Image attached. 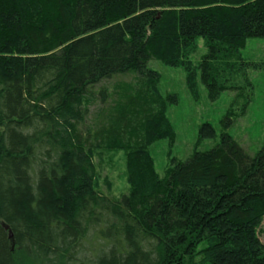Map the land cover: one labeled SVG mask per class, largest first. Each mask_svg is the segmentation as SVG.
I'll return each instance as SVG.
<instances>
[{
	"label": "trees",
	"instance_id": "1",
	"mask_svg": "<svg viewBox=\"0 0 264 264\" xmlns=\"http://www.w3.org/2000/svg\"><path fill=\"white\" fill-rule=\"evenodd\" d=\"M200 37L211 97L243 94L264 0H0V264H19L16 247L32 264H264V144L250 155L224 134L165 179L150 153L177 98L149 62L192 86ZM112 148L127 151L120 198L95 188L92 151Z\"/></svg>",
	"mask_w": 264,
	"mask_h": 264
},
{
	"label": "rangeland",
	"instance_id": "2",
	"mask_svg": "<svg viewBox=\"0 0 264 264\" xmlns=\"http://www.w3.org/2000/svg\"><path fill=\"white\" fill-rule=\"evenodd\" d=\"M208 49L202 37L189 59L196 70L192 86L184 66L172 67L159 60H151L149 67L159 74L158 90L164 96L174 95L166 116L173 128V136L161 138L150 145L154 167L162 179L172 169L198 152L211 149L228 134L250 155H255L264 144V39L249 38L239 61L243 94L239 89H225L216 99L209 94L201 79V63ZM241 64V65H240ZM250 85L245 81V74ZM131 76L117 77L108 83L129 81ZM236 83V82H235ZM238 85V84H237ZM246 97H250L246 103ZM213 130V134L212 131ZM96 165L95 188L112 198L130 193L131 184L127 171V151L119 148L92 151ZM257 233L264 243V217L257 225ZM19 264H32L25 253L15 248ZM186 264H203L199 257Z\"/></svg>",
	"mask_w": 264,
	"mask_h": 264
},
{
	"label": "water",
	"instance_id": "3",
	"mask_svg": "<svg viewBox=\"0 0 264 264\" xmlns=\"http://www.w3.org/2000/svg\"><path fill=\"white\" fill-rule=\"evenodd\" d=\"M4 226H5V228H6L7 230H9V237H10V239L13 241V248H14V246H15V242H14V234H13V232L10 230V228H9L8 225H4Z\"/></svg>",
	"mask_w": 264,
	"mask_h": 264
}]
</instances>
